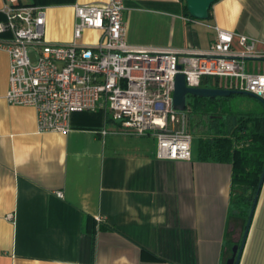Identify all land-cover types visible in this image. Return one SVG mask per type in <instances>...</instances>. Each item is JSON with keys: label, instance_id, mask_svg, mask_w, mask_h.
<instances>
[{"label": "crops", "instance_id": "crops-1", "mask_svg": "<svg viewBox=\"0 0 264 264\" xmlns=\"http://www.w3.org/2000/svg\"><path fill=\"white\" fill-rule=\"evenodd\" d=\"M107 1L24 0L45 8V39L58 44L73 41L74 5ZM123 22L140 50L207 51L217 27L264 52V0H215L204 21L182 0H136ZM99 38L86 31L79 43ZM8 74L0 50V264H225L242 227L229 164L200 160L192 143L189 161L159 160L152 136L102 135L113 126L101 112L73 117L67 134L39 133L34 109L6 103ZM239 264H264V181Z\"/></svg>", "mask_w": 264, "mask_h": 264}, {"label": "built area", "instance_id": "built-area-1", "mask_svg": "<svg viewBox=\"0 0 264 264\" xmlns=\"http://www.w3.org/2000/svg\"><path fill=\"white\" fill-rule=\"evenodd\" d=\"M0 50L9 57L10 106L34 109L39 133L67 134L78 113L101 112L109 132L156 139L159 160L189 161L192 135L183 112L173 108L174 80L182 74L189 88L208 77L217 89L248 92L264 99V52L252 37L214 27L207 51L192 48L140 50L126 42L127 2L73 6V41L45 39L46 10L24 0H4ZM86 31L100 33L82 45ZM188 99V98H187ZM59 198L62 193H57Z\"/></svg>", "mask_w": 264, "mask_h": 264}, {"label": "trees", "instance_id": "trees-1", "mask_svg": "<svg viewBox=\"0 0 264 264\" xmlns=\"http://www.w3.org/2000/svg\"><path fill=\"white\" fill-rule=\"evenodd\" d=\"M182 1L184 14L191 18L185 0ZM201 87L217 89L218 85L206 77L202 79ZM234 96L215 99L189 97L186 117L190 134L198 138L200 160L231 166L230 212H236L242 223L237 245L241 241L264 164V106L258 102V108L234 111L227 103ZM96 115L85 112L74 114L72 118L90 119ZM233 246V243L228 244L225 260L231 257Z\"/></svg>", "mask_w": 264, "mask_h": 264}, {"label": "water", "instance_id": "water-1", "mask_svg": "<svg viewBox=\"0 0 264 264\" xmlns=\"http://www.w3.org/2000/svg\"><path fill=\"white\" fill-rule=\"evenodd\" d=\"M215 0H185L186 9L188 15L195 19L204 21L209 18V10ZM234 95H241L255 99L264 106V99L248 92H238L224 89H206V88H189L185 84V79L182 74H177L174 80V92H173V108L178 112H183L186 109L187 98H227ZM264 181V164L262 173L258 182L257 190L254 195V199L248 214V218L245 224L244 231L242 233L241 241L239 244L232 247L231 257L228 258L225 264H239L240 258L243 252V248L247 239L253 214L256 208L258 196Z\"/></svg>", "mask_w": 264, "mask_h": 264}, {"label": "rangeland", "instance_id": "rangeland-1", "mask_svg": "<svg viewBox=\"0 0 264 264\" xmlns=\"http://www.w3.org/2000/svg\"><path fill=\"white\" fill-rule=\"evenodd\" d=\"M188 100V99H187ZM228 105L234 110V111H246L252 108H258V101H256L253 98L241 96V95H235L233 98L229 99L227 101ZM192 135V146L195 148L197 146V136L194 134ZM237 233L239 234V230H237Z\"/></svg>", "mask_w": 264, "mask_h": 264}]
</instances>
